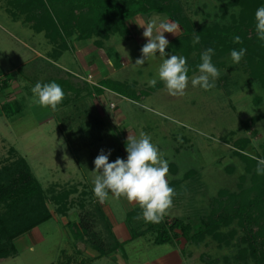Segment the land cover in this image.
Listing matches in <instances>:
<instances>
[{
  "label": "rangeland",
  "instance_id": "1",
  "mask_svg": "<svg viewBox=\"0 0 264 264\" xmlns=\"http://www.w3.org/2000/svg\"><path fill=\"white\" fill-rule=\"evenodd\" d=\"M27 1L30 6H24L23 0H0V67L4 69L0 78L11 77L9 85L0 88V164L23 155L45 191L52 216L17 236L16 254L0 259V264H56L63 251L71 258L88 257V264H254L251 257L242 260L237 254L246 229L236 219L219 227L225 234L236 230L228 243L211 235L199 243L183 237L159 243L156 232L145 228V223L140 235L130 236L125 212L138 203L123 196L117 199L110 191L101 203L92 191L93 161L100 150H112L109 162L126 159L128 135L139 138L141 132L150 135L168 160L166 179L178 180L173 185V206L164 216L169 221L208 213L217 204L214 197L219 189L232 193L249 186L247 161L236 150L242 146L249 156L264 158V86L252 78L244 59L234 64L230 52L218 57L221 62L214 65L221 74L215 87L205 91L192 86L191 79L200 74L197 68L188 74L184 95L172 96L158 76L164 59L158 52L143 66L133 65L147 42L138 24L170 19L167 12L136 10L125 15L128 37L92 31L84 38L74 29L64 39L53 41L44 28L32 27L37 19L41 22L36 7L40 0ZM48 1L41 9L62 4L51 0L54 5L50 6L53 3ZM178 1L180 13L195 25L229 23L230 13L237 8L230 5L223 11L221 5L229 0ZM180 29L179 25L177 34L164 33L168 55L186 57L170 45ZM95 39L102 40V46L94 44ZM195 53L189 55L196 57ZM189 61L186 57L187 66ZM63 78L71 89L64 92L56 111L34 102L31 88L36 82L59 84ZM153 78L157 84L150 87L148 80ZM252 116L258 118L246 123ZM240 137L247 139L246 144L238 142ZM241 174L246 178L241 179ZM63 190L68 195L62 200L61 213L51 195ZM95 206L104 213L103 220L116 228L118 235L113 232L121 241V246L101 255L85 235L79 237L76 232L79 219L87 213L95 214V227L102 229Z\"/></svg>",
  "mask_w": 264,
  "mask_h": 264
},
{
  "label": "trees",
  "instance_id": "2",
  "mask_svg": "<svg viewBox=\"0 0 264 264\" xmlns=\"http://www.w3.org/2000/svg\"><path fill=\"white\" fill-rule=\"evenodd\" d=\"M44 1L47 0H40V3L36 4L37 9L41 11L39 13L41 22L34 17L32 20L35 19L37 23L33 22L32 27L37 31L44 28L45 35L53 41L61 37L64 39L74 29L84 38L92 31L102 36H107L110 32H118L123 37H128L124 22L125 15H131L136 10L165 11L172 21L180 25V33L170 42V45L172 49H178L190 58L188 74L198 68L197 66L201 63V53L208 47L215 50L212 56L213 64H219L221 61L217 58L231 52L232 49L246 48L243 59L250 67V75L264 86V41L257 36L254 20L255 10L264 6V0H229L221 5L223 11H227L230 5L237 7L236 11L230 13L229 23L213 21L210 24L202 23L201 25H195L188 17L180 13L181 6L178 0H57L62 2L60 6L50 8L46 5L41 9ZM48 2L53 3L51 0ZM22 4L30 6L27 0H23ZM49 5L53 6L54 3ZM195 35L200 36V41L193 44ZM235 36L241 37L242 43H234ZM94 44L102 46V40L95 39ZM193 51L196 52V57L189 55ZM10 78H0V88L7 87ZM105 80L107 81V78ZM59 85L64 92L71 89L69 81L64 78ZM103 85L107 87L106 84L101 83V86ZM101 86L94 87L100 92ZM8 100L9 98L5 99L2 104L7 103ZM257 118L258 116H252L246 123H251ZM238 142L246 144L247 139L240 137ZM241 148L243 147L239 146V150L236 151L247 161L244 168L250 174L249 186H242L241 191L232 193L219 189L218 195L214 197L216 206L212 207L208 213H196L193 218L179 216L169 221L164 217L160 223H146L143 218L136 219L137 216H142V209L136 205L126 210L124 217L130 236L140 235L143 232L141 226L145 223V228L156 232L155 241L159 243L173 242L179 237L199 243L207 235H211L218 242L228 243L236 230L233 228L225 234L219 230V227L228 225L236 219V222L246 229V233L241 236L244 245L238 246L237 249L239 258L246 260L247 257H251L254 259V264H264V175L256 173L257 160ZM187 173H185L186 176ZM240 177L246 178L245 174H241ZM168 182L169 186L173 187L178 180L170 179ZM251 191H254V194L249 196ZM67 195L66 190L51 195L57 204L56 209L61 213L62 200ZM46 198L42 185L23 155L17 154L14 158L0 164V259L16 254L15 238L17 236L32 230L52 216ZM95 207L97 217L102 222L104 213L98 206ZM94 215V213H87L79 219V229L76 231L79 237L85 235L88 243L98 249L99 255L121 246V241L105 220L102 222V229L95 227ZM62 255L63 257L56 264H88L89 262L88 257L73 256L71 258L65 251Z\"/></svg>",
  "mask_w": 264,
  "mask_h": 264
},
{
  "label": "clouds",
  "instance_id": "3",
  "mask_svg": "<svg viewBox=\"0 0 264 264\" xmlns=\"http://www.w3.org/2000/svg\"><path fill=\"white\" fill-rule=\"evenodd\" d=\"M255 29L260 40L264 41V6H260L254 13ZM143 27V37L147 42L141 47V56L135 60L134 66H143L149 57L159 56L164 58L158 68L159 79L164 83L172 96L184 95L189 83V68L186 57L168 55L165 49L169 40L164 33L177 34L179 25L170 19L159 21L149 20L147 23L138 24ZM200 36L193 37V44L199 43ZM234 43H242L239 36L233 38ZM246 48L232 49L230 56L234 64H238L246 54ZM215 50L206 48L200 56L201 63L197 66L199 75L191 79L193 87L199 86L205 91L215 87V80L220 76V70L212 63ZM165 56L168 58L165 59ZM155 78L148 80L150 87H155ZM34 102L41 107H50L53 111L62 103L65 93L56 82H36L31 88ZM125 150L126 159L117 157L109 162L111 149H101L94 158V172L96 173L92 189L95 197L103 203L109 191L115 198L125 197L128 201H135L142 209V216L136 219L151 223L162 222L168 209L173 206L176 192L169 186L166 176L169 172V162L163 158L156 145L151 142L150 135L141 132L139 138L133 134L127 137ZM257 160L256 173L264 175V158L253 157Z\"/></svg>",
  "mask_w": 264,
  "mask_h": 264
},
{
  "label": "crops",
  "instance_id": "4",
  "mask_svg": "<svg viewBox=\"0 0 264 264\" xmlns=\"http://www.w3.org/2000/svg\"><path fill=\"white\" fill-rule=\"evenodd\" d=\"M84 66V65H83ZM0 69L3 71L4 69H2L1 67H0ZM118 222V221H117ZM121 222V221H120ZM113 230L116 232V234L118 235V232H117V230H116V228H113Z\"/></svg>",
  "mask_w": 264,
  "mask_h": 264
}]
</instances>
